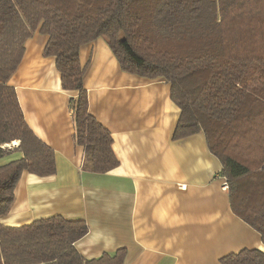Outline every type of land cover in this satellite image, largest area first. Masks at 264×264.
I'll return each mask as SVG.
<instances>
[{"label": "trees", "instance_id": "trees-1", "mask_svg": "<svg viewBox=\"0 0 264 264\" xmlns=\"http://www.w3.org/2000/svg\"><path fill=\"white\" fill-rule=\"evenodd\" d=\"M36 31L47 37L69 98L82 169L106 173L119 161L110 131L88 110L83 44L103 37L120 68L161 77L180 114L172 140L202 132L219 159L231 210L264 244V0H0V157L17 143L22 156L0 165V218L22 172H55L54 151L28 127L9 84ZM16 140V141H15ZM82 218L60 215L12 227L0 223V264H123L126 250L84 258L75 242ZM221 264H264V251L241 249Z\"/></svg>", "mask_w": 264, "mask_h": 264}, {"label": "crops", "instance_id": "crops-1", "mask_svg": "<svg viewBox=\"0 0 264 264\" xmlns=\"http://www.w3.org/2000/svg\"><path fill=\"white\" fill-rule=\"evenodd\" d=\"M47 37L36 31L9 84L24 119L55 154L48 176L22 172L6 226L60 215L82 218L88 232L75 242L87 259L126 250L123 264H221L241 249L264 251L260 234L230 208L221 163L202 132L172 140L180 111L163 78L123 71L103 37L83 44L89 112L112 136L118 165L106 173L83 170L84 149L74 141L69 98ZM16 141V140H15ZM17 143L0 165L20 158Z\"/></svg>", "mask_w": 264, "mask_h": 264}, {"label": "built area", "instance_id": "built-area-1", "mask_svg": "<svg viewBox=\"0 0 264 264\" xmlns=\"http://www.w3.org/2000/svg\"><path fill=\"white\" fill-rule=\"evenodd\" d=\"M223 187H226L227 188L225 179H224V182H223Z\"/></svg>", "mask_w": 264, "mask_h": 264}, {"label": "rangeland", "instance_id": "rangeland-1", "mask_svg": "<svg viewBox=\"0 0 264 264\" xmlns=\"http://www.w3.org/2000/svg\"><path fill=\"white\" fill-rule=\"evenodd\" d=\"M5 146V145H4Z\"/></svg>", "mask_w": 264, "mask_h": 264}]
</instances>
